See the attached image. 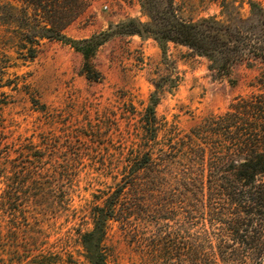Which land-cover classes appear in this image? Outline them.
<instances>
[{"label":"rangeland","instance_id":"1","mask_svg":"<svg viewBox=\"0 0 264 264\" xmlns=\"http://www.w3.org/2000/svg\"><path fill=\"white\" fill-rule=\"evenodd\" d=\"M176 2L185 18L221 15L214 0ZM129 18L149 21L138 0H92L66 33L89 37ZM5 34L0 25V264H91L82 234L96 195L113 185L108 162L130 154L157 86L160 123L185 133L264 78V63L225 74L188 46L170 42L164 54L152 37L118 35L93 58L92 81L70 46L44 39L25 61ZM106 250L110 264H142L117 223Z\"/></svg>","mask_w":264,"mask_h":264},{"label":"trees","instance_id":"2","mask_svg":"<svg viewBox=\"0 0 264 264\" xmlns=\"http://www.w3.org/2000/svg\"><path fill=\"white\" fill-rule=\"evenodd\" d=\"M138 1L148 22L129 18L76 38L66 29L92 0H0L3 39L25 61L44 39L68 45L92 81L101 79L93 58L118 35L152 37L164 54L170 42L188 46L225 74L237 63H264V0H214L221 15L199 19L185 18L176 0ZM259 83L185 133L160 123L157 86L130 154L108 162L113 185L96 195L93 228L82 234L91 264H110L115 223L142 264H264V78Z\"/></svg>","mask_w":264,"mask_h":264}]
</instances>
